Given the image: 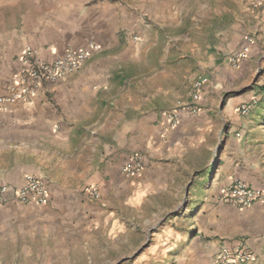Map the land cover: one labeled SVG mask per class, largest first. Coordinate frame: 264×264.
I'll return each instance as SVG.
<instances>
[{
  "label": "crops",
  "instance_id": "0c3cea01",
  "mask_svg": "<svg viewBox=\"0 0 264 264\" xmlns=\"http://www.w3.org/2000/svg\"><path fill=\"white\" fill-rule=\"evenodd\" d=\"M235 16L219 0H0V96L9 95L28 46L45 62L91 52L79 71L0 111V189L9 190L0 204V264H93L115 195L130 193L123 203L138 208L161 194L186 195L194 187L188 172L209 167L205 199L192 206L202 217L200 248L179 247L175 261L217 264L227 248L243 249L246 264H264V88L252 86L264 25L250 38L252 30L236 22L246 16ZM237 47L247 58L235 69L230 54ZM202 74L208 83L190 114L185 107ZM252 99L257 104L243 115ZM134 154L144 159L139 179L123 173ZM29 175L46 183L47 204L15 200ZM236 180L263 199L246 208L220 202ZM93 187L99 200L90 196ZM101 238L110 242L103 257L131 254L122 253L128 241L121 236L105 230ZM139 247L129 250L136 255Z\"/></svg>",
  "mask_w": 264,
  "mask_h": 264
},
{
  "label": "rangeland",
  "instance_id": "374dc122",
  "mask_svg": "<svg viewBox=\"0 0 264 264\" xmlns=\"http://www.w3.org/2000/svg\"><path fill=\"white\" fill-rule=\"evenodd\" d=\"M219 7L220 9L230 8V11L236 13L235 19L239 17V14L245 15L246 19L239 18L238 21L240 22L237 20L236 22L240 25L239 27L241 29L247 28L252 30L250 38L254 36V29H261L262 25H264L262 23V17H258L259 13L264 12V0H219ZM242 10H244L243 13H241ZM238 52L239 47L232 51L230 58ZM261 56L263 58L257 67L255 79L252 84L257 89H261L260 87L264 88V51ZM230 90H232L231 87ZM218 150H216L215 156L219 153ZM205 157H207L206 154L196 156L197 159H203ZM209 168L188 172L187 181H191V185H194V187L193 192L190 193L188 191L186 195L161 194L156 198L155 202L145 201L141 204L140 208L123 203L126 198L128 199L131 196L130 193L121 194L120 197L115 195V200L111 203V209L105 215L106 218L101 220L104 224L99 228V234H97L98 237L100 236V245L95 250L98 257L93 259V264H106L108 260L122 261L124 264H177L175 260H178L177 258L181 254L180 251L182 249L193 248L197 244L198 248L196 249H199L201 243H199L197 236L198 226L200 225L202 217L199 216L200 210H195L192 206L201 199H205L202 188L209 181ZM122 189L120 188V190ZM195 190L196 192H194ZM157 206L160 207L157 208ZM110 217H113L116 222L119 220L118 226L111 225L108 219ZM105 230L107 233H115L117 236H121V239L128 241L124 243L122 253H131L129 257H124V255L122 258L114 257V253L110 257L102 256L106 252L101 247L103 245L105 246L106 243H110L106 238H101ZM141 244L144 245L143 248ZM130 246H140L139 248L143 250L133 255L131 250H129L131 249ZM179 247H181V250H179ZM150 248L158 252H152L148 254L149 257H145L144 254L146 252L144 251ZM163 250L169 251L171 255L164 257ZM174 253L176 255L173 256ZM19 260V258L5 259L10 264H18ZM74 260L76 264L83 262V259L80 258Z\"/></svg>",
  "mask_w": 264,
  "mask_h": 264
},
{
  "label": "built area",
  "instance_id": "2783aa9c",
  "mask_svg": "<svg viewBox=\"0 0 264 264\" xmlns=\"http://www.w3.org/2000/svg\"><path fill=\"white\" fill-rule=\"evenodd\" d=\"M93 51L98 50V46L91 47ZM91 56L89 51H69L61 58L53 62H45L36 56L32 47H26L20 56L22 69L14 76L9 85V95L0 96V111L11 104L27 102L33 97L39 89L45 84H54L66 78L70 74L79 71L84 63ZM247 58V51L243 50L230 58L232 68H238L242 61ZM208 78L206 75H200L193 82L190 91V102L186 105V111L190 114L198 112L197 106L201 101ZM257 104L256 99L241 108L243 115H248L252 108ZM172 124H178V115L173 114L170 117ZM144 172V159L139 154L131 155L123 168V173L130 179H138ZM8 188L0 189V204L6 201ZM90 196L94 200H99L101 194L98 188L90 189ZM263 199V193L251 188L245 182L236 180L233 184L224 189L219 195L218 200L222 203L229 204L238 208L252 206L255 202ZM15 200L22 204L45 205L48 203V188L44 180L27 176L25 184L15 193ZM250 261V256L239 249L232 251L227 248L221 249L218 254L217 264H246Z\"/></svg>",
  "mask_w": 264,
  "mask_h": 264
}]
</instances>
